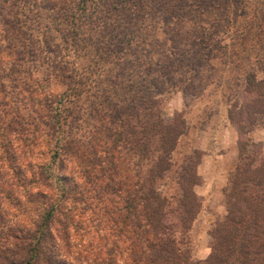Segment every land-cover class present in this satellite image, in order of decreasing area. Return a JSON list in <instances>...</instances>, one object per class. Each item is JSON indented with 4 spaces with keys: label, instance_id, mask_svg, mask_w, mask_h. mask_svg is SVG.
<instances>
[{
    "label": "rangeland",
    "instance_id": "obj_1",
    "mask_svg": "<svg viewBox=\"0 0 264 264\" xmlns=\"http://www.w3.org/2000/svg\"><path fill=\"white\" fill-rule=\"evenodd\" d=\"M1 27L16 35L10 50L5 48L10 42L0 41V80L15 101L5 108V123L23 128L19 139L8 133L9 149L25 177L43 176L41 187L36 186L44 194L18 211L6 202L7 223L36 227L49 201L57 208L52 220L57 261L63 256L72 264H96L114 241L116 251H124L114 263L122 264L128 243L114 237L107 215L121 209V202L101 192L98 183L109 174L121 190L130 186L138 158L126 147L118 148L121 142L111 158L114 168L93 161L90 153L100 155L105 145L98 121L103 108L128 118L155 94L148 82L157 78L164 85L157 96L162 114L181 112L188 127L174 159L179 164L194 150L201 153L196 186L202 195L195 191L201 207L185 245L192 257L204 260L210 253V231L226 214L224 188L242 163L238 141L254 143L250 148L257 159L264 158V113L254 115L252 124L233 122L228 115L237 117L247 103L243 87L248 72L256 81L264 80V0H0ZM169 38L182 48L172 49ZM22 44L35 47L39 60L20 58ZM24 52L29 53L25 47ZM29 73L44 104H22L27 93L17 91L14 83ZM98 106H103L99 112ZM75 151L89 155L93 168L87 177L88 165ZM4 172L15 176L12 170ZM158 187L167 195L175 190L170 179ZM64 226L69 255L61 248Z\"/></svg>",
    "mask_w": 264,
    "mask_h": 264
},
{
    "label": "trees",
    "instance_id": "obj_2",
    "mask_svg": "<svg viewBox=\"0 0 264 264\" xmlns=\"http://www.w3.org/2000/svg\"><path fill=\"white\" fill-rule=\"evenodd\" d=\"M7 28H0V41L10 42L5 46L10 50L11 46H15L16 35ZM168 40L172 49L182 48L175 45V39ZM0 47L2 54L3 48ZM24 47L28 54H25ZM20 48L21 51H17L20 58L25 55L32 60H39L34 52L35 47L24 44ZM30 76V73L24 77L21 75L19 82L14 83L17 91L27 93L22 104H44L45 99L36 96L37 87L31 83L33 80ZM245 80L243 92L247 103L241 106L237 117L231 112L228 115L233 122L245 120L252 124L254 115L264 113V80L256 81L255 74L250 72L246 74ZM148 84L156 90L155 94L150 93L143 99L138 109L128 118L117 115L112 107L95 108L98 112L99 108H103L98 121L103 134L102 143L105 145L100 147V155L97 156L94 150L90 153L92 160L107 161L106 164L114 168L111 158L120 142L118 148L126 147L138 158L136 180L130 186H124L123 191L116 186L113 175L106 172L105 180L98 183L101 192L116 195L121 202V209L115 211L113 207L107 215L113 220L110 230L114 237H124L128 243L127 256L122 264H264V158L257 159L253 147L250 148L254 143L249 140L238 141L242 163L230 174L228 185L224 188L226 214L222 222L210 231L209 255L204 260L195 259L189 244H185L192 222L201 207L194 190L199 184L196 168L201 153L194 150L191 155L184 156L181 163H177L174 153L180 137L186 134L188 127L181 112L176 111L171 117L162 114L157 96L164 91L163 83H158L157 78H151ZM4 89L5 85L0 80V114H3L0 117V136L3 141L0 143V218L3 219L7 214L3 209L6 202L12 203L18 211L25 208L26 204H36V196L44 197L39 190L43 176L25 177L20 173L22 169L9 149L12 140L9 141L8 133L19 139L23 128L20 124L15 128L12 122L5 123V108L14 100L7 97ZM240 128L244 129L243 126ZM75 153L80 162L88 165L84 171L87 177L88 170L93 168L89 155L77 151ZM143 163L147 166L145 170L139 168ZM4 169L12 170L15 176L7 175ZM165 179L175 184V190L169 195L158 187V183ZM36 188L37 191H34ZM108 202L112 204V201ZM49 204L48 201V206L43 209L37 222L35 220L37 225L34 228L15 227L4 219L0 228V264H72L63 256L59 261L55 257L59 244L52 230V220L57 208ZM118 232L122 235H118ZM63 235L61 248L69 255L65 226ZM107 248L105 257L94 260L96 264H116L114 262L119 257L118 252H124L120 249L116 251L114 241Z\"/></svg>",
    "mask_w": 264,
    "mask_h": 264
},
{
    "label": "crops",
    "instance_id": "obj_3",
    "mask_svg": "<svg viewBox=\"0 0 264 264\" xmlns=\"http://www.w3.org/2000/svg\"><path fill=\"white\" fill-rule=\"evenodd\" d=\"M228 125H229V124H228ZM197 187H198V186L195 187V191H196V192H197ZM197 193H198V192H197ZM198 194H199V195H202V194H200V193H198Z\"/></svg>",
    "mask_w": 264,
    "mask_h": 264
}]
</instances>
